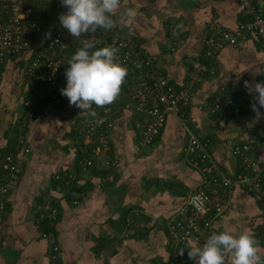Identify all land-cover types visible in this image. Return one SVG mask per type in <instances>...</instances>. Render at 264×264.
<instances>
[{"label": "crops", "instance_id": "1", "mask_svg": "<svg viewBox=\"0 0 264 264\" xmlns=\"http://www.w3.org/2000/svg\"><path fill=\"white\" fill-rule=\"evenodd\" d=\"M253 1L264 14V0ZM239 3L121 0L114 16L117 27L81 36L105 43L115 31L132 32L169 81L192 85L193 91L190 104L169 113L159 138L146 146L140 145L133 112L121 107L111 128L109 150L96 154L94 164L86 169L82 161L88 154L83 150L98 145L96 140L84 143V138H78L79 123L89 115L70 106L62 95L55 101L36 96L34 110L26 105L40 89L24 73L33 51L0 64V162L14 154L20 167L19 176L9 184L0 264H51V243L43 236L50 227L49 207L58 209L53 224L60 246L56 264L168 263L169 224L202 182V174L183 154L190 131L208 141L221 170L235 177L242 168L232 147L264 128V118L255 120L252 97L244 87L245 80L264 81V74L252 76L254 69L264 70V44L257 35L240 29L248 16ZM44 4L37 6L41 13L46 10ZM127 8L137 10L134 21L125 17ZM57 9L67 11L61 4L53 7L52 20H57L53 15ZM58 22L51 24L62 28ZM176 25L183 27L177 30ZM218 29L230 31L235 40L209 60L215 73L194 83V63ZM129 101L128 95L120 94L115 103ZM21 136L25 146L20 144ZM253 156L260 162L264 187V138ZM228 199L226 214L214 223V230L247 229L264 250V197L234 183ZM188 242L203 245L190 239L178 248ZM187 252L185 248L180 255L183 264H194Z\"/></svg>", "mask_w": 264, "mask_h": 264}, {"label": "built area", "instance_id": "2", "mask_svg": "<svg viewBox=\"0 0 264 264\" xmlns=\"http://www.w3.org/2000/svg\"><path fill=\"white\" fill-rule=\"evenodd\" d=\"M46 2L60 4V0H0V64L8 58L33 51L32 60L24 69L32 84L40 87L26 102L32 110L35 109L36 96L52 101L60 98V89L66 86L65 71L69 67L67 61L85 40L93 41L97 48L112 45L119 49L118 58L128 69L120 94L128 95L130 99L124 107L135 116L141 146L152 143L160 135L169 113H176L182 105L190 104L192 85L178 86L169 81L160 72L156 58L136 40L132 32L122 34L115 31L105 43L88 37L75 39L64 28L55 23L47 25L45 21L34 16L33 6ZM239 8L248 16L240 29L257 35L264 44V14L257 9L253 0H240ZM49 32L51 36L47 38L46 33ZM214 35L202 57L194 63V83L206 74L215 73L209 60L218 54L225 43L235 40V36L224 29H218ZM93 108L97 116L82 119L78 126L79 139L84 138V143H93L94 140L98 143L97 147L83 150L85 155L88 154L82 161L84 169L94 164L93 158L96 154L103 149L109 150L111 128L116 115L122 110L115 102L102 108L93 105ZM263 138L264 128L232 147V154L240 160L242 168L240 174L232 177L221 170L211 153L208 141L200 140L190 131L183 154L189 165L202 174V182L190 192L186 204L169 224L172 252L167 264L184 263L177 251L179 244L190 239L202 243L206 241L214 230V223L226 214L229 190L234 183L242 185L254 195L264 197L260 162L253 156V149ZM20 144L26 145L24 136H21ZM25 151L29 152V148H25ZM0 171L1 248L9 184L20 174L14 154L5 155L0 162ZM196 197H201L203 203ZM46 217L50 227L43 236L51 243L50 262L56 264L60 246L55 239L53 224L57 220L58 209L49 207Z\"/></svg>", "mask_w": 264, "mask_h": 264}, {"label": "clouds", "instance_id": "3", "mask_svg": "<svg viewBox=\"0 0 264 264\" xmlns=\"http://www.w3.org/2000/svg\"><path fill=\"white\" fill-rule=\"evenodd\" d=\"M60 4L67 8L58 17L60 25L75 39L98 29L110 31L117 27L114 16L122 7L121 0H60ZM124 14L128 20L134 21L137 10L127 8ZM182 27L176 25L177 30ZM177 34L174 31V35ZM50 36V32L46 33L47 38ZM118 51L112 45L97 48L93 41H83L67 61L66 86L60 89L70 106L96 117L93 105L102 108L118 99L128 75L127 67L118 58ZM261 74L264 70L254 69L252 72L253 78ZM244 87L252 97L251 110L255 113V120L259 121L264 118L261 111L264 108V81L245 80ZM196 199L203 203L201 197ZM185 248L194 264H264L260 241L247 229L213 230L202 246L188 242L185 247L177 249L178 254L183 256Z\"/></svg>", "mask_w": 264, "mask_h": 264}, {"label": "trees", "instance_id": "4", "mask_svg": "<svg viewBox=\"0 0 264 264\" xmlns=\"http://www.w3.org/2000/svg\"><path fill=\"white\" fill-rule=\"evenodd\" d=\"M56 3H52V2H46L44 5L46 6V10L44 11V12H40V7H37L36 5L35 6H33V14H34V16L35 17H42L44 20H45V22L46 23H53V22H55L56 20H52V15H51V10L53 9V7H54V9H56V7H57V5H59V4H56ZM55 5V6H54ZM42 6V5H41ZM51 18V19H50ZM192 90V89H191ZM193 92V91H192ZM125 104L126 103H124L123 105H121V104H119V105H121L120 107H124L125 106ZM183 106V105H182ZM185 106V105H184ZM168 117V116H167ZM167 122V121H166ZM164 129V128H163ZM163 131V130H162ZM162 133V132H161ZM160 133V134H161ZM159 136L160 135H158L155 139H154V141L156 140V139H158L159 138Z\"/></svg>", "mask_w": 264, "mask_h": 264}, {"label": "rangeland", "instance_id": "5", "mask_svg": "<svg viewBox=\"0 0 264 264\" xmlns=\"http://www.w3.org/2000/svg\"><path fill=\"white\" fill-rule=\"evenodd\" d=\"M56 12H54L53 13V15H54V17L59 21V19H58V17H59V15L61 14V13H64V12H62L60 9H57V10H55ZM51 19V18H50ZM57 20H56V22H57ZM59 24H60V22H58ZM59 26V25H58ZM63 28V27H62ZM66 30V29H65ZM67 31V30H66Z\"/></svg>", "mask_w": 264, "mask_h": 264}]
</instances>
